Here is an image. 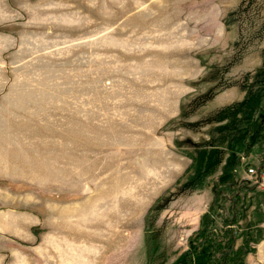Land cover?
<instances>
[{
  "label": "rangeland",
  "instance_id": "374dc122",
  "mask_svg": "<svg viewBox=\"0 0 264 264\" xmlns=\"http://www.w3.org/2000/svg\"><path fill=\"white\" fill-rule=\"evenodd\" d=\"M250 167L264 177V0H0V264H187L201 230L174 244L144 219L264 191ZM250 189L234 249L250 231L244 264H264Z\"/></svg>",
  "mask_w": 264,
  "mask_h": 264
},
{
  "label": "trees",
  "instance_id": "16d2710c",
  "mask_svg": "<svg viewBox=\"0 0 264 264\" xmlns=\"http://www.w3.org/2000/svg\"><path fill=\"white\" fill-rule=\"evenodd\" d=\"M251 188V191L255 192L254 187H248L242 184L236 190L233 191V195L230 198H221L223 199V204L227 203L226 209L222 208V205L216 207L219 202L221 192L223 191V186L218 187L215 191L211 202L208 205L207 212L202 216L200 221V227L196 232L202 233V242L196 243L190 249V254L187 258V264H193L192 255L203 243L212 244V249L209 252L208 257H206L207 264H244V257L246 254V245L249 242H258L260 237H249L250 231H244V241L242 246L234 249V240L235 237L232 231V225H235L239 222L241 218L240 211L237 209V204L240 199V191ZM256 200V211L260 212V206L263 207L264 204V191L255 192ZM217 208V211L214 210ZM264 208V207H263ZM223 209L227 212L226 215L223 212ZM262 219H258L259 222L264 220V213H262ZM220 216L221 226L214 225L213 217ZM254 222V221H253ZM218 253V254H217ZM217 256V257H216ZM208 260V261H207ZM210 262V263H209ZM197 264H204V262H199Z\"/></svg>",
  "mask_w": 264,
  "mask_h": 264
},
{
  "label": "crops",
  "instance_id": "0c3cea01",
  "mask_svg": "<svg viewBox=\"0 0 264 264\" xmlns=\"http://www.w3.org/2000/svg\"><path fill=\"white\" fill-rule=\"evenodd\" d=\"M212 197L211 192L209 191L207 193V195L200 201L199 199V194L193 195L191 194V198L189 199V201L186 199V201L184 200L183 202L185 203L183 208L188 209V212L184 214V218H177L176 214L174 215L173 219H171L170 216H168L167 218H165L166 220H168V223L164 224V222H162V219H164L163 215L167 212H163V206L160 204L158 209L156 211H152L153 213H150L148 216V219L143 221V224L147 225V228L150 229H154L156 232V235L159 236H174V239H176V241H174V244H176L175 242H180V237L181 238H185L188 235H191L192 232L194 230H197L200 225V221L202 216L204 215V213L207 210V206L208 203L210 201ZM240 203H241V199L243 198V196H240ZM254 203L252 204L250 211H251V215L249 217V220H251V218H255L258 219L255 214V208H256V200H253ZM243 204V203H242ZM156 209V208H155ZM154 209V210H155ZM264 209V208H263ZM252 210H253V214H252ZM264 213V211H263ZM245 217V214L241 217L243 218ZM245 219H240V224H243ZM262 227L264 228V222ZM150 234V233H149ZM258 251L261 250L260 253H262L261 255H263V251H264V240L261 244H256ZM251 249H254V247H252ZM249 253V252H248ZM250 254V253H249ZM249 256H246V262L248 260ZM259 260H261L259 258Z\"/></svg>",
  "mask_w": 264,
  "mask_h": 264
},
{
  "label": "built area",
  "instance_id": "2783aa9c",
  "mask_svg": "<svg viewBox=\"0 0 264 264\" xmlns=\"http://www.w3.org/2000/svg\"><path fill=\"white\" fill-rule=\"evenodd\" d=\"M261 171L260 169L258 168H254V167H250L247 169V174L250 175V176H256V180H255V186H259L261 187V183L264 182V177L261 176Z\"/></svg>",
  "mask_w": 264,
  "mask_h": 264
}]
</instances>
